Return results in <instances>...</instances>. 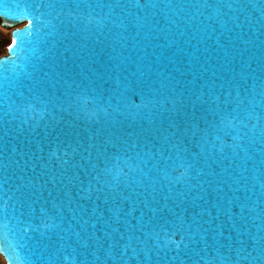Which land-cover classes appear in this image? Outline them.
Returning <instances> with one entry per match:
<instances>
[{
    "label": "snow or ice",
    "instance_id": "6c2138e0",
    "mask_svg": "<svg viewBox=\"0 0 264 264\" xmlns=\"http://www.w3.org/2000/svg\"><path fill=\"white\" fill-rule=\"evenodd\" d=\"M165 8L182 10L183 30L197 36L218 31L221 25L230 31L247 28L253 36H264V0H30L13 17L26 24L14 33L8 56L0 60V155L4 158L0 163V251L7 253L14 243L21 246L17 238L53 251L72 220L86 233L80 248L91 257L79 264H264V193L259 202L250 203L246 191L241 190L247 186L239 172L222 182L227 189L223 191L212 179L219 175L213 170L198 198H190L192 174L198 165L204 166L201 149L209 137L223 135L219 152L233 156L243 152L251 165L246 169L249 184L254 187L257 179L264 183V148L256 151L257 145L264 144V71L226 76L224 91L211 99L207 93L202 97L196 92L173 96L164 101L173 105L168 109L151 89L142 94L139 104L121 98L113 107L111 95L106 97L99 88L90 93L67 69L69 53L78 56L93 39L102 44L105 41L100 37H105L112 47L132 33L155 37L167 33L169 27H178ZM206 14L207 22L197 23V17ZM32 36L42 45L33 49L38 54L19 72L14 67L9 75L8 65H16L18 51L32 43L26 39ZM48 37L58 39L49 41ZM62 65L65 71H57ZM37 103L61 109L64 104L75 106L90 117L100 113L110 116L109 108L118 112L121 104L138 110H163L158 125L153 122L133 130L121 126L110 131L99 148L90 145L97 148L96 162L89 161L90 170L85 169L84 178L79 174L69 178V182L79 181L76 195L64 192L50 208L41 207L37 217L33 199L38 191L36 182H25L18 175L23 169L17 167L19 160L14 154L20 149L9 147L13 132L19 133L26 124L31 127L34 117L30 113L36 111ZM89 104L94 108L89 110ZM190 142L199 151L193 152ZM132 151L135 155H130ZM53 154L59 159L58 150ZM144 157L155 163L153 171L141 179L132 180L119 166L121 161L130 162L134 165L131 170L140 174L136 161L143 163ZM27 164L25 160V167ZM178 171L179 175H174ZM181 185L187 189L182 198L161 195L169 186ZM157 228L184 233L189 242L183 243V236L180 242L171 241L174 254L162 256L161 246L149 243L152 235H158ZM19 264L39 262L26 259Z\"/></svg>",
    "mask_w": 264,
    "mask_h": 264
},
{
    "label": "water",
    "instance_id": "95a60500",
    "mask_svg": "<svg viewBox=\"0 0 264 264\" xmlns=\"http://www.w3.org/2000/svg\"><path fill=\"white\" fill-rule=\"evenodd\" d=\"M29 2L30 0H0V15L4 16V22L0 23V27L7 30L15 28L11 34L12 40L14 33L23 29L26 24V21L15 22L13 17L19 11H23L24 5ZM163 2L167 3L168 0ZM17 5H20V9H17ZM8 10H11L10 14L4 15ZM163 11L172 16L174 25L178 27H169L167 33L155 37H148L143 32L136 36L132 33L128 39L112 47L108 46L110 41L105 37H100L105 41L102 44L97 43L95 39L88 41L78 56H72L69 53L71 58L67 69L71 77L87 86L90 93L93 88L104 90L106 97L112 96L113 107H116L121 98L139 104L142 94H148L151 89V94L161 101L163 108L171 109L173 105L165 104L164 101L173 96L178 97L182 93L187 96L196 92L202 97L207 93L208 98L211 99L212 95L219 96L224 91L226 76L234 73L258 75L264 71V36L259 33L253 36L247 28L243 31L239 29L230 31L229 28L221 25L218 31L208 33L206 36H197L183 30L182 10L165 8ZM207 19V14L202 18L197 17V23L201 20L207 22ZM5 24L12 26L5 27ZM20 25L23 26L16 28ZM26 39L31 40L32 43L21 46L22 50L18 51L16 65H8L9 75L12 74L14 67L15 71L19 72L22 66L38 54V52L34 54L33 49H39L42 46L36 36ZM47 39L51 41L58 37ZM47 62L48 60L45 59L44 63ZM2 71L0 69V73ZM57 71H65L64 66L62 65ZM156 89H159V92H156ZM93 108L94 105H88L89 110ZM163 108L138 110L121 104L118 112H113L112 108H109V112L112 113L110 116L100 113L98 117H90L75 106L69 108L67 104H64L61 109L59 106H45V104L37 103L36 111L30 113V117H34L29 122L31 127L26 124L19 133L13 132L9 145L10 148L20 149V153L14 154V158L19 160L17 167L23 169L18 172V175L25 182L28 180L36 182L38 191L33 197L36 216H39L41 207L50 208L51 203L57 198H62L64 192L76 195L79 181L69 182V178L77 174L81 178L87 175L85 169L90 170L89 161L96 162L97 148L110 131L121 126L129 130L138 129L141 126L149 127L153 122L158 125ZM16 123L19 124V121ZM224 139L223 135L218 138L209 137L208 143L201 149L204 166L198 165L192 174L193 187L190 198H198L206 187L210 173L214 170L219 175L213 176L212 179L215 185L222 189L223 181L231 179L236 172L241 173L244 177V185L247 186L241 187V190L246 191L250 203L259 202V198L264 193V183L257 179L253 181L254 187L249 184L250 177L246 169H250L251 165L246 163L243 152L235 156L227 152L223 154L219 152ZM92 144H95L97 148H91ZM188 147L193 152L199 151L194 143L190 142ZM261 148H264V144L257 145L256 151L259 152ZM57 150L59 159L53 154ZM25 152L27 155H22ZM65 152L68 155H65ZM130 155H135V151L130 152ZM3 159V155H0V163ZM25 160L28 161L27 167H25ZM65 160L68 161L67 164L63 163ZM154 163L155 161H151L148 157L143 158V163L137 159L136 164L140 166V174L131 170L134 165L130 162L121 161L119 166L135 181L152 172ZM174 175H179V171ZM53 177L56 179L53 180ZM186 190L182 185L169 186L166 190H162L161 195H171L173 199H177L182 198L181 193ZM164 203L167 201L165 200ZM139 214L138 212L137 215ZM36 222L39 223V220L37 219ZM78 232L81 234L77 235ZM156 232L158 235H152L149 243L151 246L160 245L162 256L165 253L174 254L172 249L175 248V244L170 243L171 241L180 242L183 236V243L189 242L186 234H173L172 229L157 228ZM62 235L63 239L53 251L31 246L17 238L21 246H16L14 243L7 253L0 251V255L6 264H19L26 259L36 260L39 264H45V262L73 264V260L79 264L80 260H91V257L86 256L80 248L86 239V233L72 220L68 221L62 230ZM26 244L27 246H24ZM135 244L136 242L134 246ZM131 253L132 250H129V255ZM9 256L12 257L11 261Z\"/></svg>",
    "mask_w": 264,
    "mask_h": 264
},
{
    "label": "rangeland",
    "instance_id": "374dc122",
    "mask_svg": "<svg viewBox=\"0 0 264 264\" xmlns=\"http://www.w3.org/2000/svg\"><path fill=\"white\" fill-rule=\"evenodd\" d=\"M9 45H10V33L2 31L0 29V56L6 54V50ZM0 264H4L1 258H0Z\"/></svg>",
    "mask_w": 264,
    "mask_h": 264
},
{
    "label": "bare ground",
    "instance_id": "6f19581e",
    "mask_svg": "<svg viewBox=\"0 0 264 264\" xmlns=\"http://www.w3.org/2000/svg\"><path fill=\"white\" fill-rule=\"evenodd\" d=\"M2 31L8 32V31H6V30H2ZM8 33H9V32H8Z\"/></svg>",
    "mask_w": 264,
    "mask_h": 264
}]
</instances>
